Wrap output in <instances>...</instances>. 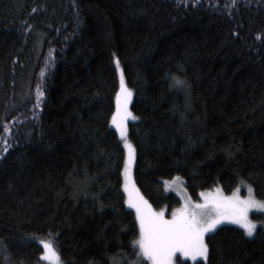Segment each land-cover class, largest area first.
Instances as JSON below:
<instances>
[{"label": "trees", "instance_id": "16d2710c", "mask_svg": "<svg viewBox=\"0 0 264 264\" xmlns=\"http://www.w3.org/2000/svg\"><path fill=\"white\" fill-rule=\"evenodd\" d=\"M121 75L154 208L181 204L176 176L194 199L247 184L264 199V0H0V264H51L43 240L60 264L136 260ZM206 239V259L177 264H264V225Z\"/></svg>", "mask_w": 264, "mask_h": 264}, {"label": "snow or ice", "instance_id": "6c2138e0", "mask_svg": "<svg viewBox=\"0 0 264 264\" xmlns=\"http://www.w3.org/2000/svg\"><path fill=\"white\" fill-rule=\"evenodd\" d=\"M116 64L119 67L118 59ZM183 84L184 81L176 77L173 78V86H182ZM42 95L43 92H39V96ZM131 95V90L125 87L121 75L120 91L116 94V112L112 115V123L120 130L121 136L126 134V121L131 115L128 110ZM5 145L0 155L8 151L6 141ZM128 147L131 149V145ZM129 160H131V153ZM124 171V188L128 193L127 202L136 209V219L140 226L139 237L133 241L139 251L136 253V260L129 262V264H140L144 257L151 261V264H174V257L177 252L193 259L196 257L207 258L208 245L204 241V234L215 228L221 219L235 218L238 223L243 225L248 235H252L256 231V224L248 220V209L252 207L264 208V202H257L251 198L245 201H236L231 198L213 199L209 202L214 206L215 216H212L211 212H189L184 208L174 210L172 218L166 219L163 209L159 212L152 210L151 205L139 193L134 184L130 186L127 166ZM196 207L204 209L206 205L201 204L196 205ZM41 243L45 245V252L42 253L45 259H52L57 255L50 243L45 241H41ZM110 259L113 260V264H123L119 257H110Z\"/></svg>", "mask_w": 264, "mask_h": 264}, {"label": "rangeland", "instance_id": "374dc122", "mask_svg": "<svg viewBox=\"0 0 264 264\" xmlns=\"http://www.w3.org/2000/svg\"><path fill=\"white\" fill-rule=\"evenodd\" d=\"M127 88V87H126ZM128 89V88H127ZM131 102V99H130ZM130 102L128 104V110L131 113L129 120H134L135 119V114L131 111L130 109ZM122 140H123V144L125 146L126 149V166L128 168V175L130 177V186L131 184H134L135 188L139 190L136 181H135V176H134V166H135V159H136V153H135V147L134 144H132L131 140L129 139L128 135H127V130H126V134L125 136H121ZM128 145H131V149H129ZM131 153V160H129V156ZM125 175V172H124ZM124 185H125V181H124ZM164 186L165 189L167 191H172L174 193H176L177 195H179V197L181 198V204L173 209L170 214H168L169 212L167 211L166 208H163V214L164 217L166 219H171L172 218V212L174 210H179V209H184L186 208L189 212H197V213H208L211 212L212 216H215V212L213 210L214 206L212 203H210L209 201L213 200V199H219V198H231L233 200L236 201H245L248 200L249 198L254 199L257 202H264V199L258 198L255 193H254V189L250 184L247 185H241L239 188H237L235 191L231 192V193H226L224 192L220 187H215L213 189L210 190H205L203 191V195H201L200 199H194L192 198L187 189L186 186L184 184V180L181 176H176L174 178L171 179H165L164 180ZM244 190V191H243ZM139 193L144 197V199L148 202L149 205L150 202L147 200V198L141 193V191L139 190ZM201 193V194H202ZM127 194V201H128V193ZM201 204H205L206 207L204 209H200L197 208L196 205H201ZM129 205V203H128ZM130 206V205H129ZM131 207V206H130ZM133 208V207H131ZM152 210L159 212L161 209H156L151 205ZM135 211L136 209L133 208ZM255 213H264V208H260V207H252L248 209V220L251 222H254L256 224V229L258 226L260 225H264V219H259V218H255L253 215ZM139 222V221H138ZM222 224H234L237 226H240L242 228L243 225L241 223H238L237 220L235 218H227V219H221L219 223L216 224L215 228L211 229L210 231L206 232L204 234V241L207 244V235L211 232H214L219 226H221ZM245 229V228H244ZM246 230V229H245ZM255 232L252 234L254 235ZM47 243L51 244L52 249L55 251V253L57 254L55 257H53L52 259H47L51 264H60V260H59V255L57 250L54 248L52 242L50 240H43ZM43 247H44V252H45V245L42 243ZM43 252V253H44ZM177 255H181L183 258L185 259H190L192 261L198 260V259H206L204 257H196L195 259H193L190 256H184L182 253L177 252L175 254L174 257V264H177Z\"/></svg>", "mask_w": 264, "mask_h": 264}]
</instances>
